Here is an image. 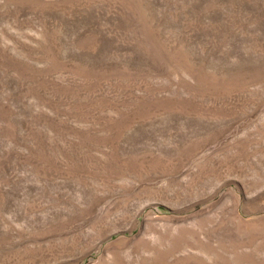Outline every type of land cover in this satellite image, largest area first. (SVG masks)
Returning <instances> with one entry per match:
<instances>
[{"label": "rangeland", "instance_id": "374dc122", "mask_svg": "<svg viewBox=\"0 0 264 264\" xmlns=\"http://www.w3.org/2000/svg\"><path fill=\"white\" fill-rule=\"evenodd\" d=\"M0 264H264V0H0Z\"/></svg>", "mask_w": 264, "mask_h": 264}]
</instances>
